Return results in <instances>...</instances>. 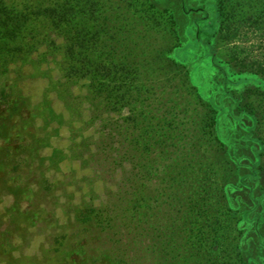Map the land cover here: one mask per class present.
<instances>
[{"label": "rangeland", "instance_id": "374dc122", "mask_svg": "<svg viewBox=\"0 0 264 264\" xmlns=\"http://www.w3.org/2000/svg\"><path fill=\"white\" fill-rule=\"evenodd\" d=\"M146 1L162 19L150 16L142 0H126L127 12L119 0H100L93 25L100 30L103 57L115 56L131 70L124 69L127 80L135 69L156 68L153 79L144 73L140 83L136 79L123 101V115L133 109L129 131L122 121L109 131L93 119L82 97L85 81L62 79L55 51L39 65L34 52L23 59L0 52V264H121L123 254L133 264H153V227L142 233L140 212L131 223L141 233L134 243L123 236L130 223L111 217H122L119 205L126 202L120 201L131 185L146 190L148 208L157 199L169 202L171 176L177 179L175 172L186 164L182 154L197 166L199 151L190 146L196 130L187 118L210 104L224 111L216 125L222 145L211 155L217 168L229 172L225 196L238 221L241 263L264 264V152L254 167L258 175L248 176L249 159L260 145L252 142L255 136L264 148V25H239L238 34L227 39L218 31L215 0ZM90 15L84 14L87 25ZM40 39L21 40L38 50ZM174 42L168 56L176 66L162 54ZM102 97L93 102L102 106ZM240 109L246 111L238 119L230 116ZM133 124L144 131V151L132 142L139 135ZM249 131L252 138L240 140Z\"/></svg>", "mask_w": 264, "mask_h": 264}, {"label": "trees", "instance_id": "16d2710c", "mask_svg": "<svg viewBox=\"0 0 264 264\" xmlns=\"http://www.w3.org/2000/svg\"><path fill=\"white\" fill-rule=\"evenodd\" d=\"M119 2L123 7L120 9L127 12L130 4H126V0H119ZM141 3L150 12V16L163 18V13L156 10L152 4L146 0H142ZM99 4L100 0H19L17 3L9 4L6 0H0V25L5 26L4 30H0V38L7 39L0 40V52L12 53L19 59L34 52L36 56L34 62L39 65L52 51H55L56 56H60L57 63L62 79L70 82L85 81L82 85H86V93L82 97L89 100L91 104L89 114L93 115V119H97V122L104 126L103 128L108 127L109 131L119 128L122 121L127 123L126 129L129 131L131 124L127 120L131 118L130 113L133 109L128 107L129 114L123 115L124 112L121 113V109L128 105L123 101L132 90L131 85L136 83V79L140 83L143 73L147 74L150 80L153 79L156 68L151 65L145 68L144 72L139 68L135 69L134 79L130 81V78L127 80L128 74L123 73L125 68L122 63L115 60V56H110L108 60L107 57H103L101 50L103 45L97 44L100 30L97 31L93 27L99 21L96 8ZM136 11L138 9H133V12L136 13ZM87 13L91 14L92 25L86 24L84 14ZM215 14L219 23L218 31L223 33V37L231 39L238 34L239 25L247 23L264 25V0H215ZM133 16L136 19L137 15L133 13ZM168 19L171 30H174L173 20L171 17ZM42 22L44 25L36 29ZM135 26L131 25V29ZM37 36L41 38L39 43L38 40L35 42L39 45L36 46L38 50L21 40L27 38L28 41L29 39L32 41L37 39ZM176 46L174 42L162 53L174 66H176L175 61L168 55ZM128 54H123L126 60ZM213 60L218 61L216 58ZM125 70L131 72V70ZM246 78L252 80L253 77L239 76L237 80ZM224 90L223 87L222 91ZM100 96H103L102 106L93 102ZM211 106L212 108L205 110L202 108V112L194 115L190 120L184 116L187 118L186 123L191 124L196 130L190 146L199 151L196 159L197 166H190L191 160L187 164L188 158L185 152L182 154L181 159L186 164L180 166V170L175 172L178 178L175 179V176H171L168 172L173 179V189L167 199L169 202L164 201L165 205H163L162 200L157 199V206L148 208L147 199L150 196H147L146 190L143 187L136 189L134 185H131L130 191L123 194L120 201V203L126 202L125 206L119 205L122 207V217H119L117 213L115 217H111L114 221H120V224L130 223L123 236L127 243H134L136 235L140 236L141 233L138 230L137 233L133 232L138 225L131 223L136 217L135 211L140 212L138 224H142L140 227L142 233L147 231L148 225L153 227L154 237L153 239L151 237L149 246L155 261L153 264H243L238 247L237 217L226 203L225 193L226 184L230 179L229 172L225 166H222L221 170L217 168L215 157L211 155V152L217 151L222 145L216 125L224 111L210 104ZM245 111L240 109L238 113H230V116L238 119ZM132 126V128L135 126V130H139V135L133 137L132 142L138 144L144 151L147 145L142 137L144 131L138 125ZM249 138H252L250 131L241 136L240 140L248 141ZM254 141L260 145L259 148H254L255 159H249L251 164L249 177L258 175L254 167L259 164V154L264 152L260 137L255 136L252 142ZM236 158L234 164L237 166L239 158ZM174 169L179 168L174 167ZM241 178H235V182L242 185ZM175 182L182 185L178 183L175 185ZM90 211L93 210L90 209ZM242 215L244 214H239L241 219ZM90 218L86 215L84 220L88 221ZM172 253L173 256H169ZM133 260L135 259H132V256L130 258L126 254L119 259L123 262L121 264H133Z\"/></svg>", "mask_w": 264, "mask_h": 264}]
</instances>
